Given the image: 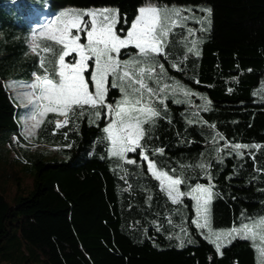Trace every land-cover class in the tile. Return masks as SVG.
<instances>
[{
    "label": "trees",
    "instance_id": "trees-1",
    "mask_svg": "<svg viewBox=\"0 0 264 264\" xmlns=\"http://www.w3.org/2000/svg\"><path fill=\"white\" fill-rule=\"evenodd\" d=\"M45 1L53 10L52 15L44 14L49 17L63 8L119 9L118 27L125 30L124 19L130 26L137 9L147 2L207 5L210 26L199 35V55L184 49L182 30L176 27L165 53L177 60V69L157 74L160 84L172 78L197 94L186 101L177 98V103L169 89L163 104L154 100L160 116L145 126L143 147L157 169L184 179L181 191L198 183L208 185L211 177L214 231L264 217V0ZM148 83L158 87L154 80ZM119 96L117 89H110L108 103ZM105 111L95 123L88 113L72 117L55 132L54 123H48L43 138L57 148V156L41 155L24 166L32 176L26 195L15 194L10 201L6 187L0 188V250L12 238L19 244L18 253L2 251V259L19 255L22 264H258L259 254L248 240L235 239L218 254L192 223L194 202L186 196L173 204L148 172L140 149L127 154L135 164L109 156L102 131L109 122ZM16 115L1 77L4 146H12L13 136H22ZM226 144L262 147L241 149L237 155ZM24 152L28 160L37 153ZM12 181L21 188L19 177Z\"/></svg>",
    "mask_w": 264,
    "mask_h": 264
},
{
    "label": "snow or ice",
    "instance_id": "snow-or-ice-1",
    "mask_svg": "<svg viewBox=\"0 0 264 264\" xmlns=\"http://www.w3.org/2000/svg\"><path fill=\"white\" fill-rule=\"evenodd\" d=\"M185 11L191 10L149 3L137 9L130 26L124 19L126 30L118 27L121 23L119 9L107 7L66 9L48 20L35 34L30 46V51L38 57L41 72L33 73L32 81L22 86L29 90L20 93L26 100V106L32 107L28 117L32 123L26 134L33 135L50 114L63 118L47 121L55 124V132L77 115L82 117L88 113L93 117L90 122L95 123L101 117V110H106L109 122L102 131L105 134L103 139L110 145L109 156L135 164L134 159H127V154L140 149V157L148 162V172L173 204L181 203L186 196L194 202L196 218L192 223L199 229H208L205 239L215 246L218 254H222V247L235 239L248 240L259 254L258 264H264V217L249 220L239 227L214 231L210 219V204L214 196L211 177L208 185L198 183L194 187L189 186L187 192L181 191L184 179L157 169L143 147L145 126L154 124L155 118L160 116L153 101L163 104L161 96L172 87L167 84L160 86L156 69L159 68L160 74L165 70L163 64H157V57L166 55L165 47L174 28L192 18L183 15ZM204 11L210 16V10ZM189 32L194 34L191 29ZM37 40L47 43L41 47ZM196 43L193 40L188 51L198 56ZM129 48L135 51L129 54ZM122 55H129V58L122 60ZM149 80H154L158 87L149 86ZM110 89H117L120 93L114 103H108ZM177 91L185 96L191 95L179 86L172 87L173 95ZM225 147H231L233 152L241 155V149L262 146L226 144ZM199 167L204 168L205 165Z\"/></svg>",
    "mask_w": 264,
    "mask_h": 264
},
{
    "label": "rangeland",
    "instance_id": "rangeland-1",
    "mask_svg": "<svg viewBox=\"0 0 264 264\" xmlns=\"http://www.w3.org/2000/svg\"><path fill=\"white\" fill-rule=\"evenodd\" d=\"M149 3L155 4L153 2H147L146 4ZM160 6L191 10L190 12L185 11L182 13L192 18L185 21L182 26H178L182 30L180 31L179 40L185 50L191 48L193 46L192 41L195 40L197 41L196 49H198L199 35L209 30L210 16L204 11L210 10L209 7L207 5L190 6L176 4ZM52 13L53 10L49 9L45 0H0V78L3 77V83L14 105L17 107L16 120L22 134L19 138L16 136L12 137V146H4V136L7 133L6 131L0 132V188L6 187V192L10 201L11 197L15 194L26 195L32 187V176L30 172L25 171L24 166H31L32 161L41 155L51 158L58 154L57 148L43 138L45 134L44 131L48 130L47 121L50 120L49 118H46L45 123L41 125V136L39 135V128L35 129L31 136L26 134L29 125L32 123L28 118L32 107L30 105L26 106V100L20 95L21 92L29 90L22 86L32 81V74L41 72L37 63L38 57L30 51V46L33 43L35 34L41 29V26L55 16L49 17L44 14L52 15ZM197 21L200 22L198 23ZM189 29H191L194 34L190 33ZM36 42L39 43L41 47L45 46V44L40 43V40ZM128 58L129 55L121 57L122 60ZM157 64L164 65L165 74H170L169 69L175 70L178 66L176 59L167 57L166 55H162V57L158 56ZM173 65H176V67H173ZM156 74H160L158 67L156 69ZM173 81L175 82L171 84L168 83ZM166 84L172 87L179 86L183 88L184 91L191 93V95L197 94L194 89L172 78L169 80L166 78ZM149 86L156 88L152 84H149ZM160 86L163 85L160 84ZM172 87L169 88L170 91H172ZM175 95L172 98L173 101H177V98L186 101L190 96H185L181 91H177ZM169 97V93H165L161 96L164 100ZM59 119L63 118L59 117ZM24 150H27L28 153H37L32 160H28L24 157ZM9 152H11L10 157ZM15 177H19L21 180V188L19 189H16L12 181ZM207 232L208 229H203L205 235H207ZM5 244L6 246L0 250V253L8 250L14 251L15 253L19 252V244L14 238L5 241ZM7 260L12 262V264H22L19 255L15 256L14 259L6 256L2 259L0 254V264H9Z\"/></svg>",
    "mask_w": 264,
    "mask_h": 264
},
{
    "label": "crops",
    "instance_id": "crops-1",
    "mask_svg": "<svg viewBox=\"0 0 264 264\" xmlns=\"http://www.w3.org/2000/svg\"><path fill=\"white\" fill-rule=\"evenodd\" d=\"M40 129V128H39Z\"/></svg>",
    "mask_w": 264,
    "mask_h": 264
}]
</instances>
